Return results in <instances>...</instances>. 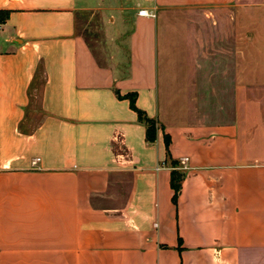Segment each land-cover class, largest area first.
I'll return each mask as SVG.
<instances>
[{
	"label": "crops",
	"instance_id": "obj_1",
	"mask_svg": "<svg viewBox=\"0 0 264 264\" xmlns=\"http://www.w3.org/2000/svg\"><path fill=\"white\" fill-rule=\"evenodd\" d=\"M149 4L99 55L79 0H0V264H264V71L222 19L264 40V0Z\"/></svg>",
	"mask_w": 264,
	"mask_h": 264
},
{
	"label": "rangeland",
	"instance_id": "obj_2",
	"mask_svg": "<svg viewBox=\"0 0 264 264\" xmlns=\"http://www.w3.org/2000/svg\"><path fill=\"white\" fill-rule=\"evenodd\" d=\"M85 9L80 13L77 29L96 54L102 55L106 49L117 53L118 49L125 47L127 34L130 27V16L134 11L144 10L149 7L152 0H79ZM146 10V9H145ZM163 22L175 25H203L204 14L201 12L178 11L175 13H163ZM263 12H250L248 17H241L233 22L230 18L223 17L224 26H236L239 29L240 43V69L241 79L247 80V69H253L247 65V59H254L257 76L264 71V40H263ZM128 24V26H127ZM123 26H126L123 27ZM255 29V31H254ZM230 31V30H229ZM183 37V36H182ZM234 34V57H235ZM228 42H231L229 35ZM225 43V47L231 45ZM117 50V51H116ZM225 56L230 57L228 53ZM226 68V67H225ZM229 71L230 68H229ZM230 72L225 74L228 76ZM226 101V99H225Z\"/></svg>",
	"mask_w": 264,
	"mask_h": 264
},
{
	"label": "trees",
	"instance_id": "obj_3",
	"mask_svg": "<svg viewBox=\"0 0 264 264\" xmlns=\"http://www.w3.org/2000/svg\"><path fill=\"white\" fill-rule=\"evenodd\" d=\"M131 107L136 111L139 120H141L147 126V133H146L147 134V140L149 142H153L155 139V129H154L153 122L146 119L145 115L141 111H139L135 108L132 100H131ZM165 147H166V151L168 154L169 140H165ZM181 180H182V174L173 170L171 172L170 186H171V189L173 190V193H174L173 194V201L174 202H176L177 197H178V193L180 191Z\"/></svg>",
	"mask_w": 264,
	"mask_h": 264
},
{
	"label": "built area",
	"instance_id": "obj_4",
	"mask_svg": "<svg viewBox=\"0 0 264 264\" xmlns=\"http://www.w3.org/2000/svg\"><path fill=\"white\" fill-rule=\"evenodd\" d=\"M138 16H140V17H151V14L149 11L144 9V10H141L138 12Z\"/></svg>",
	"mask_w": 264,
	"mask_h": 264
}]
</instances>
